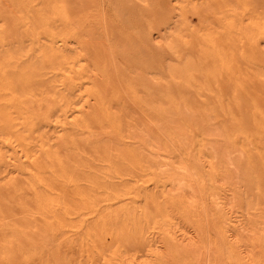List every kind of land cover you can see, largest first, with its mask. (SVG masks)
I'll return each mask as SVG.
<instances>
[{"label":"bare ground","instance_id":"obj_1","mask_svg":"<svg viewBox=\"0 0 264 264\" xmlns=\"http://www.w3.org/2000/svg\"><path fill=\"white\" fill-rule=\"evenodd\" d=\"M192 15L200 23L199 31L203 30L198 32L194 25L196 31L193 27L190 31L193 34L191 37H195L193 40L197 39L196 32L202 34V38L208 34H204V31L211 30L209 37L205 36L206 40L211 41L216 36L210 38V35L224 31L223 34L229 39L230 33L234 36L237 33L238 37L247 36L252 40L254 36L255 39H263H260V43L264 42V0H0V189H5L8 194V197H0L2 264L264 263L259 257H264V192L260 187L262 185H258L260 181L255 183L259 179L258 172L257 180L255 174L251 179L254 154L248 153V146H242V140L240 141L241 137H247L245 127L248 116L243 118L240 113L243 122L241 124L237 119L239 125L236 127L231 123L233 119L236 121V112L235 115L232 114L234 118H229V123L236 130L233 128L235 131H231L233 129L226 120H219L212 110H202L199 103L195 105L183 97H179V101L174 97V102L165 100L167 103L164 98L160 100L162 103H157V98L160 99L164 93V79H167L164 77L163 93L160 96L154 95L157 102L149 101L160 105H156L155 109V105H150L152 113L141 110L140 119L145 125L139 130L148 144L151 141L157 142L162 137L159 142L163 148L161 152L165 153L164 161H168L169 167L161 168L162 166L155 165L141 154L135 146L132 135L137 129V123L130 121L125 131L126 123H122L126 115H122L124 112H121L119 105V109L116 106L117 109H114V105L110 103L114 101L116 91L111 94L109 89L113 90L112 85L120 82V70H128L126 74H129L130 79L127 78V82L135 80L143 85L144 79L146 81L147 76L152 73L148 74L145 68L135 72L145 65L143 63L141 66V62H145L142 59L141 62L138 61L140 63L134 59L133 62H137L134 64L135 68L140 65L135 70L132 62L130 64L133 66H126L125 63L129 61L127 54L133 47L128 51V43L125 42L130 39L124 40V44L123 39L117 36V42L121 40L117 45H123L121 51H128L121 57L123 53L120 50L116 52L119 47L116 46V50L112 47L115 45L116 41L113 40H116V35L122 34L125 29L128 31L129 28L142 26L143 30L138 29L137 32L142 38L153 39L154 42H149L156 46L164 36L172 37V32L174 35L178 33L177 37L175 35L177 39L186 38L187 42L191 40L187 38L191 37L183 34L190 33L188 31L193 25L189 23V18ZM187 22L191 25H188L189 28L185 25ZM210 22L221 23L222 29L217 25L221 31L216 32ZM184 27L189 30L186 31ZM172 29L171 35H167ZM223 34L219 36H224ZM99 35L116 52L111 50L108 54L109 47L106 46V59L90 52L91 42L98 43ZM132 37L131 41H134ZM101 38L99 40H103ZM165 39L163 42L168 45L174 41L172 39L169 43L168 38ZM99 42L104 46V42L103 45L102 41ZM111 42L114 43L112 46ZM254 43L252 44L256 45ZM151 44L146 47L150 48ZM173 46L175 47L174 44ZM154 47L150 50L153 51ZM213 48L215 49L214 45ZM256 48L258 51V45ZM115 54L126 58L127 62L123 60L124 66L132 67L135 73L131 68L118 66L120 63ZM129 55L132 56L130 52ZM193 61L191 60V64ZM149 64L146 63L145 67L148 68ZM178 64L174 70L178 67L180 72L182 69L187 70L185 66H180L189 65L190 62L180 63V66ZM88 65L92 67L88 69ZM193 67L192 72H198L195 65ZM149 68L154 67L150 64ZM129 70L132 71L131 76ZM177 70L174 74L184 77L181 80L189 81L188 77L194 78L192 73L185 78L184 74L181 75L183 70L180 73ZM183 73L186 76L188 74L186 71ZM158 75L148 81L150 85L154 84L151 82ZM171 75L173 74L170 77ZM180 79L177 82L181 86ZM122 80L124 81L123 78ZM185 81L184 83L187 82ZM171 82L173 84L172 80ZM137 83L136 86L139 85ZM126 85L134 88L131 84ZM106 86H110L108 91L112 95L108 99L105 96L108 92ZM198 86L193 85L195 90ZM144 88L143 86L141 91ZM232 90L236 92L235 89ZM119 91L122 92V89ZM145 93H148L147 90ZM150 93V97L154 98V93ZM89 96L93 98L92 102ZM165 96L168 97L167 94ZM144 100L146 99L142 101ZM146 102L148 103L147 100ZM231 102L228 101L229 105ZM200 103L203 104L204 101L201 100ZM138 107L140 108V104ZM229 113L226 114L227 118ZM92 124L103 129L107 127L108 130H102L100 134L94 130L96 125L93 128ZM122 125L127 133L125 136ZM247 127L249 128L248 125ZM92 129L98 134L92 133ZM116 142L118 145H115ZM250 147L256 148L254 145ZM125 156L133 159L129 162L134 163L135 170H143L149 176L151 188L143 185L144 183L143 186L139 183L141 188L137 182H134L135 185L130 182L135 178H128V172L124 168ZM262 157L258 155L259 159ZM128 167L132 170V166ZM140 170L138 171L141 172ZM145 202L151 206V210L146 208ZM172 207L173 210L176 208L177 216L182 221L170 217L168 210ZM175 228L179 230L178 234ZM155 233L157 237L151 235ZM47 236L49 242L44 241ZM159 244L163 246L159 247ZM130 245L134 247L126 249ZM139 246L142 248L137 249Z\"/></svg>","mask_w":264,"mask_h":264},{"label":"rangeland","instance_id":"obj_2","mask_svg":"<svg viewBox=\"0 0 264 264\" xmlns=\"http://www.w3.org/2000/svg\"><path fill=\"white\" fill-rule=\"evenodd\" d=\"M193 18V19H192ZM191 25H193V26H191ZM189 23L187 22V24H185L186 25V27H188L189 28V26H191V28H190V30L188 31V30H186L185 28L186 27H184V29L186 30V31H188V32H190L191 30H192V27L194 28V30H195V26H196V30L198 31V32H200L201 33V31H203V30H201V31H199V29H200V23H199V21H198V19L195 17V16H193L192 15V17L190 16V18H189ZM209 23V22H208ZM197 24H199L198 25V27H197ZM207 24V23H206ZM210 24L211 25H213L214 27H215V29H216V32L218 31H221L220 30V28L222 29V24L221 23H219V24H217V23H213V22H210ZM215 24V25H214ZM189 25V26H188ZM195 25V26H194ZM208 25V24H207ZM206 25V26H207ZM211 25H210V27H211ZM217 25H220V26H218V27H220V28H218L217 27ZM142 27V26H141ZM141 27H139L138 26V28L136 27V28H132V29H128V31H127V29H125L127 32H125V30L123 31V33H125V34H120V35H116V40L114 39L113 40V42L114 41H116L115 42V45H113L112 46V44H114L113 42H111V46L112 47H116V46H118L119 47V45H117V44H119V43H121V40H120V42L118 43L117 42V36H118V38H120V39H123L122 41H123V43H124V40L126 41V40H129V41H126L125 43H128V46H130V47H128L127 45V50L129 51V48L131 49L132 47H133V51L131 50V51H129L130 52V54H132V56L131 55H129V52L127 51V50H122L121 51V46H123L122 44H121V46L119 47V49L116 51V52H118L119 50L121 51V53H123V54H121V57H123L122 55H124V54H127V53H124V52H128V54H127V56H128V62H127V60H126V58H121L120 57V55H118V54H115V55H117L118 57H116L117 58V62H119V63H117V65L118 66H121L122 68H123V66H124V62H125V60H126V62L127 63H125L126 64V66H127V64H130V62H132L133 63V65L135 64L133 61H134V59L136 58H140V60L139 59H135V61H140L141 62V59L143 60V61H145V62H141V66H142V64L143 63H145V65L144 66H142V68L140 69H136V68H138L140 65H138V66H136V68H135V65L137 64V62H136V64L133 66V65H131L130 64V66H133L134 67V70H135V72H137V71H139V70H144L143 68H145L147 71H148V74H149V72H152V73H150L147 77L149 78H147L146 79V81H147V83H146V81H145V79H144V81H143V83L145 84V85H143L142 84V82H138V81H135V80H133V79H131V81L133 80V81H135V85H133L134 84V82L132 83V82H130V80H129V82H127L128 80H127V78L129 77V74H128V76H127V71L128 70H125V71H123V69L122 70H120L119 69V67H118V69L120 70V73H119V75L121 76V73L123 74L121 77L120 76H118V79H119V81L120 82H118L117 80L115 81V82H118V85L113 81V83H115L116 84V86H115V84L114 85H112V88H113V90H111V89H109L110 88V86H106L105 88H107L106 90L108 91V89H109V91L111 92V94H113L114 93V91H116L115 93V96L116 97H114L115 99H114V101H111L110 103L112 104V105H114V109H119V107H121L122 109H121V112H122V110H123V112H124V114H122V115H126L125 117L126 118H124V120H126V119H128V120H126V122L122 119L124 116H122L121 117V120H123V122L124 123H122V124H125L126 123V125H124L125 127L127 126V124L131 121V122H136L137 123V129H136V131H135V133L132 135V137L134 138V144H135V146H137L138 147V149L140 150V152H141V154H143L145 157H147V158H149L151 161H152V163H154L155 165H160V166H162L161 168H168L169 167V165H168V161H164V156H165V153H163V152H161V151H163V148L162 147H160L161 146V144L159 143V142H161V139H162V137L161 138H159L158 139V141L157 142H155V141H151V142H149V144L145 141V139H143V137H141V135H140V133H139V130L143 127V125H145V123H144V121L142 120V119H140L142 116H141V112L143 111H145L146 113H152L153 112V108L155 109V107H156V105H160V104H157V103H162L160 100L161 99H164V101L165 100H167V102H169V101H173L174 102V100L176 99V101H179L178 99H179V97H183V98H185L187 101H192V102H194V104L195 105H197L198 103L199 104H201V109L203 110V108L204 109H207V110H212L214 113H215V115H216V117L217 118H219V120H226L225 122H227L229 125H230V123H229V118H231L233 115L232 114H234L235 112V114L237 115L238 114V118L236 117V115L234 116L235 117V122H238L237 123V125H235V122L233 121L234 119V117H232L231 118V120H232V122L231 123H234V126H238L239 125V121L241 122V124H242V117L243 118H245V116H246V118H247V116H248V122H246V124L249 126V128L247 127V125H246V127L248 128H246L245 127V131H246V133H245V135H247V137L246 136H244V138H246V139H250V137H251V139L248 141H246V139L245 140H243L244 138H242L241 137V135L239 136V138H240V141L242 140V143H243V141H246V142H244V144H242L241 143V145L242 146H248V147H246V151L248 152V153H252V155L254 154V155H256V156H252L253 157V160H255V161H252V167H253V169H252V174H251V179H253L252 177V175L253 174H255L256 176H255V179H256V177H257V175L259 176V177H257V181L255 182V183H257V182H259L260 184H258V185H262V186H260L261 187V189H263V192H264V143H263V140H264V42L263 43H260V42H262L263 41V39L262 38H259V37H257L256 39H255V37L254 36H252V40L254 39L255 41H253L252 42V40H251V37H248L249 38V41L250 42H248V38H247V36H246V38L244 37V36H242L243 38H244V40H245V42H243V38L240 36V37H238V35L239 34H235V36L233 35V34H229L231 37H230V39H229V37L227 36V35H224L223 34V32H222V34L224 35V36H219V35H222V34H219V33H221V32H219V33H217V34H215V35H210V38H212L213 36H216V37H213L212 39H211V41H212V44H211V41H210V39H207L206 40V35L208 36V34H211L210 32H211V28H209V30H210V32H203L204 34L205 33H208V34H203L204 35V37H200L201 35L198 33V32H196V38L198 39H196V40H193V39H195V37L193 38V37H191L193 34H192V32H190L189 34H183V35H186V36H189V37H191V38H187V39H191V40H187V42H186V38L184 39V40H182V38L181 37H178V39L176 38L177 37V35H178V33H177V35H176V37H175V35H174V32H172V34H173V36L172 37H175V38H172L171 36H164V39H162V41H158V43H157V46L155 45V44H151V42H149V40L151 39H149V38H147L146 39V37H144L143 36V38L144 39H146V40H148L147 42H149L148 44H151V47L150 48H152V46L154 47V45L156 46V47H158V49H156L155 47L152 49L153 51H151L150 50V48H148L149 47V45L147 44V42H146V40H145V42H144V39L142 38V35H140V33H138L137 31H138V29H140L139 31H142L143 29H141ZM209 27V25L207 26V28ZM175 28V27H174ZM173 28V29H174ZM219 30H218V29ZM170 29V28H169ZM173 29L172 30H167L168 32H170V31H173ZM183 29V28H182ZM183 29V30H184ZM212 29H213V27H212ZM215 29H213V30H215ZM195 30V31H196ZM208 30V29H207ZM208 30V31H209ZM135 31L138 33H135ZM168 32H166L165 31V33H168ZM179 32V31H178ZM184 33H186L185 31H183ZM213 32V31H212ZM165 33H163L164 35H166ZM181 33V30H180V32H179V34ZM192 34V35H191ZM199 34V35H198ZM212 34H214V33H212ZM225 34H227V33H225ZM121 35H122V37H121ZM128 35H129V37H128ZM139 35V36H138ZM167 35H171V32H170V34H167ZM217 35H218V37H217ZM123 36H124V38H123ZM127 38H126V37ZM133 36V37H132ZM99 37L101 38V35H99ZM131 37H132V40H136V42H134V41H131ZM141 37V38H140ZM168 38V41H169V43H170V41H172V39L174 40L173 42H171L169 45H168V43L166 44V43H164L165 42V38ZM169 37H170V40H169ZM209 37V36H208ZM221 37V38H220ZM223 37H227L226 39L224 38L223 39ZM232 37H235V38H232ZM99 38V39H100ZM134 38V39H133ZM179 38H180V40H179ZM218 38V39H217ZM239 38H240V40H239ZM99 39H97L98 40V43H97V41L96 42H93L94 43V45H96V46H94L93 45V43L91 42V47H89L90 48V52L91 53H97L98 55L100 54L103 58L105 57V55H107L108 56V54H109V52L112 50V48L111 47H109L108 45H107V43H109L108 41H106L107 43H105L104 42V39H103V37L101 38V39H103V40H99ZM177 39V40H176ZM235 39V40H234ZM260 39L262 40V41H260ZM140 40H142V41H140ZM153 40V39H152ZM152 40H150V41H152ZM181 40H182V42H184L185 44H188L187 46L184 44V43H182L181 42ZM209 40V41H208ZM228 40V41H227ZM229 40H231L230 42H229ZM99 41H102V45H103V42L105 43L104 44V46H101V43L99 42ZM119 41V40H118ZM138 41H139V44H138ZM164 41V42H163ZM175 41H177V42H175ZM260 41V42H259ZM132 42V43H131ZM153 42H154V40H153ZM162 42V43H161ZM167 42V41H166ZM207 42V43H206ZM237 42V43H236ZM240 42V43H239ZM243 42V43H242ZM256 43V45H253L252 43ZM258 42V43H257ZM97 43V44H96ZM124 43V44H125ZM131 43V44H130ZM135 43V44H134ZM137 43V44H136ZM160 43V44H159ZM210 43V44H209ZM230 43V44H229ZM254 43V44H255ZM130 44V45H129ZM164 44V45H163ZM168 45V48H167V46L166 45ZM173 44L175 45V47L173 46ZM196 44H197V46H196ZM233 44V45H232ZM239 44V45H238ZM241 44H243V45H241ZM248 44V45H247ZM260 44H262L261 46H260ZM89 45V46H90ZM93 45V46H92ZM100 46V47H98V46ZM110 45V44H109ZM134 45H135V47H134ZM148 45V47H146ZM158 45H161V46H158ZM181 45V46H180ZM210 45V46H209ZM212 45V46H211ZM213 45H214V47H215V49L213 48ZM250 45V46H249ZM258 45V51H257V48H256V46ZM106 46H108L109 47V49H108V51H107V53L108 54H105L104 52H106ZM137 46H139V47H137ZM141 46V47H140ZM143 46V47H142ZM145 46V47H144ZM166 46V47H165ZM172 46L174 47V48H172ZM199 46H201V47H199ZM95 47V48H94ZM101 47H105V49H101ZM169 47H171V48H169ZM137 49V50H139V51H137V50H135V49ZM145 48H147V49H145ZM201 50H200V49ZM255 48V49H254ZM261 48V49H260ZM91 49H94V50H96L97 52H95V51H93V50H91ZM101 49V50H100ZM117 48H115V50H116ZM143 49V50H142ZM197 49V50H196ZM99 50V51H98ZM102 50H103V52H102ZM135 50V51H134ZM141 50V51H140ZM149 50V51H148ZM205 50V51H204ZM113 51V53H116V52H114V49L112 50ZM143 51V52H142ZM170 51V52H169ZM253 51V52H252ZM256 51H257V53H256ZM261 51V52H260ZM136 52V53H135ZM142 52V53H141ZM145 52V53H144ZM154 53V55H153V53ZM156 52V53H155ZM204 52V53H203ZM252 52V53H251ZM255 52V53H254ZM260 52V53H259ZM104 54V56H103V54ZM148 53V54H147ZM140 54V55H139ZM262 54V55H261ZM152 55V56H151ZM157 55V56H156ZM223 57H221V56ZM125 56V55H124ZM161 56V57H160ZM263 56V57H262ZM121 58V59H118V58ZM155 57H157V58H155ZM218 57V58H217ZM259 57V58H258ZM107 57H105L104 59H106ZM186 58L188 59V60H186ZM203 58H205V59H203ZM261 58V59H260ZM125 59V60H124ZM219 59V60H218ZM222 59V60H221ZM122 61V62H120V61ZM123 60H124V62H123ZM158 60V61H157ZM159 60H161L160 62H159ZM184 60H186L185 62L188 64L189 62H190V64L189 65H191V66H189V65H182V64H186L185 62H184ZM190 60V61H189ZM191 60H194L193 61V64H191L192 62H191ZM214 60V61H213ZM153 61V62H152ZM188 61V62H187ZM201 61H202V63H201ZM203 61H205V62H203ZM227 61V62H226ZM233 61V62H232ZM140 62H138V63H140ZM184 62V63H183ZM195 62V63H194ZM196 62H197V66H196ZM198 62H199V64H198ZM224 62V63H223ZM226 62V63H225ZM230 62V63H229ZM146 63H150L151 65H152V67H154L156 70H153L154 68H152V69H150L149 67H150V64L148 65L149 67V69L148 68H146L145 66H147L146 65ZM163 63V65H161ZM182 65V67L179 65ZM217 63V64H216ZM219 63V64H218ZM222 63V64H221ZM235 63V64H234ZM156 64V65H155ZM176 64H178V66H180V68H184V66H185V68L187 69V70H180V72H181V75H185V78L186 77H188V76H191L190 74L192 73V78H193V76H194V78L193 79H191L190 77H188L187 79H190L189 81L188 80H186V79H184V80H181V79H183L182 78V76L180 77L179 76V74H174V72H176L175 70H177L178 69V67H177V69H175L174 70V67L176 66ZM224 64H226V65H224ZM228 64H230V65H228ZM123 65V66H122ZM154 65V66H153ZM165 65V66H164ZM193 65H195V68H197L198 69V72H196V70H195V72L197 73V74H195V72L193 73L192 72V69L194 68L193 67ZM221 65V66H220ZM91 65H88V69L89 68H91L90 67ZM130 66H128V68H131L130 70H132L133 72H134V70L132 69V67H130ZM157 66V67H156ZM168 66H169V69H166V68H168ZM172 66V67H171ZM188 66H189V68H188ZM201 67V68H198V67ZM227 66V67H226ZM229 66H230V68H229ZM235 66H237V68L235 67ZM120 67V68H121ZM164 67H165V69H164ZM193 67V68H192ZM203 67V68H202ZM128 69L127 67H125L124 66V69ZM170 68H172V69H170ZM176 68V67H175ZM191 68V69H190ZM232 68V69H231ZM199 69H202L201 71H199ZM129 70V71H130ZM167 70H169L168 72H169V74H167L166 73V71ZM171 70H174V71H172V72H170ZM179 70V69H178ZM177 70V71H178ZM190 70V71H189ZM194 70V69H193ZM132 71H130V76L132 75ZM162 71V72H161ZM187 72L188 74H187V76H186V74L185 73H183V72ZM190 73H189V72ZM123 72H125V73H123ZM134 72V73H135ZM153 72L155 73V72H157V73H155V74H153ZM163 72H164V74H166V76H163L164 74H163ZM179 72V71H178ZM179 72V73H180ZM129 73V72H128ZM158 73H162L161 74V76H160V74L158 75ZM239 73V74H238ZM94 74H95V72L93 73V77H94ZM125 74V75H124ZM170 74H173V75H171V77H170ZM158 75V78H162V81H163V79H164V77H166L167 79H164V81H165V84L167 85V89H166V85H164L163 83H164V81L162 82L161 81V78L160 79H158V78H156V79H153V81L151 82V84L152 83H154V84H152V85H150V79L151 78H154V77H156ZM235 75L237 76V77H235ZM239 75V76H238ZM127 76V77H126ZM134 76H135V74H134ZM172 78V79H170L169 80V78ZM201 78H200V77ZM92 77V78H93ZM180 79V82L182 81V84H181V86H180V83H178L177 81H179V79ZM122 78L124 79V81L122 80ZM173 78H174V80H173ZM91 79V78H90ZM128 79H130V78H128ZM92 80V79H91ZM157 80V81H156ZM167 80V81H166ZM171 80L173 81V84H172V82H171ZM187 82H186V81ZM149 81V82H148ZM159 81H161V82H159ZM170 83H169V82ZM174 81H176V82H174ZM184 81L186 82V83H184ZM196 83H195V82ZM200 81V82H199ZM124 82H126V84L128 83L129 85L131 84L134 88H129V86L128 85H126ZM138 82V83H137ZM193 82V83H192ZM237 82V83H236ZM112 83V84H113ZM120 83H123V84H120ZM136 83H137V85L138 86H136ZM176 83L178 84V85H176ZM189 83V84H188ZM231 83V84H230ZM142 86H141V85ZM148 84V86H146ZM156 84V85H155ZM162 84V85H161ZM199 85L200 86V88H199V86L196 88V90H195V87H193V85ZM235 84L237 85V86H235ZM239 84V85H238ZM100 85H102V84H100ZM123 85H125L124 87H123ZM130 85V86H131ZM151 86V88H150V86ZM161 87H160V86ZM165 86V88H164V86ZM183 85H185V86H183ZM188 85H190V86H188ZM113 86H115V88H116V90H114V87ZM118 86H119V88H118ZM141 86V87H140ZM143 86L146 88V87H148L147 89H145L144 88V93H145V91L147 90V92L148 93H142L143 91H141L142 90V88H143ZM152 86H154L153 88H152ZM157 86V87H156ZM186 86H188V87H186ZM215 86H217V87H215ZM235 86V87H234ZM239 86V87H238ZM120 87H122V88H120ZM127 87V88H126ZM135 87H136V89H135ZM140 87V88H139ZM156 87V88H155ZM184 87V88H183ZM243 87V88H242ZM102 88H103V85H102ZM123 88H125V89H123ZM160 90H159V89ZM164 88V89H163ZM183 88V89H182ZM188 88V89H187ZM240 88H242L241 90H240ZM104 89V88H103ZM122 89V92H118V90H121ZM150 89H152V90H150ZM157 89V90H156ZM164 90V93H163V90ZM165 89H166V91H165ZM232 89H235L236 90V92H238V93H236L234 90H232ZM148 90H150V91H148ZM153 90H156V91H153ZM160 91V94H159V91ZM162 90V91H161ZM200 90V91H199ZM108 91V92H109ZM158 91V92H157ZM170 91H172V92H170ZM185 91H186V93H185ZM189 91H192V92H189ZM207 91V92H206ZM107 92V93H108ZM110 92L107 94V93H105V96H106V98L108 99V98H110L112 95L110 94ZM113 92V93H112ZM118 92V93H117ZM150 92H152V93H154L153 94V97H154V95H156V96H160L162 93V97L163 96H165V94H167V96L170 98V100H168L169 98L167 97L166 98V96L165 97H161L160 96V99H158L157 98V101H156V96L154 97V98H152V97H150L152 94L150 93ZM165 92H168V93H170V94H168V93H165ZM174 92V93H173ZM198 92H200V93H198ZM225 92V93H224ZM130 93H131V95H130ZM135 93V94H134ZM137 93V94H136ZM157 93V94H156ZM190 93V94H189ZM194 93H195V95L198 97H196L195 95H194ZM207 95H206V94ZM240 93V94H239ZM120 96H119V95ZM150 94V95H149ZM234 94V95H233ZM133 95H134V97H133ZM136 95V96H135ZM142 95V96H141ZM147 95H148V98H146L147 97ZM171 95V96H170ZM187 95V96H186ZM231 95V96H230ZM117 96H118V99H117ZM140 98H139V97ZM211 96V97H210ZM232 96H234V98H235V100L233 99V97ZM238 97V99H237V97ZM120 97H121V99H120ZM144 97V98H143ZM150 97V98H149ZM174 97H175V99H174ZM191 97V98H190ZM208 97V98H207ZM231 97V98H230ZM89 98H91V102L93 101V98L91 97V96H89ZM138 98V99H137ZM172 98V99H171ZM197 98V99H196ZM212 98V99H211ZM213 98H214V100L215 101H213ZM244 98V99H243ZM143 99H146L147 101H148V103L146 102V100H144V101H142ZM230 101L231 102V100H232V102L230 103L231 105H229V103H228V101ZM241 99V100H240ZM116 100V101H115ZM118 100H120V102H118ZM155 100V102H157L156 104H151V102L149 103V101H154ZM200 100V101H199ZM201 100L202 101H204V103L206 104H204V106H202L203 104L202 103H200L201 102ZM245 102V101H247V102H245V103H243V101ZM142 101V103H139V102H141ZM175 101V102H176ZM196 101H198V102H196ZM217 101V102H216ZM234 101H235V103H234ZM240 102V104H239V102ZM143 102H144V104H143ZM146 102V103H145ZM155 102H153V103H155ZM166 101H165V103H167ZM207 102V103H206ZM114 103V104H113ZM137 103H139L140 104V108L138 107L139 106V104H137ZM164 103V102H163ZM209 103V104H208ZM216 103H218V104H216ZM142 104V105H141ZM146 104H148V105H146ZM221 104V105H220ZM234 104V105H233ZM118 105H119V107H118ZM147 106V107H144V106ZM150 105H152V106H154L153 108H151V106ZM162 105V104H161ZM213 105V106H212ZM225 105H227V107H229V108H227V107H225ZM239 105V106H238ZM245 105V106H244ZM249 105V106H248ZM117 108H116V107ZM158 106H157V108H158ZM199 106V105H198ZM215 106V107H214ZM221 106V107H220ZM236 106H238V108H236ZM252 106V107H251ZM214 107V109H212ZM234 107H235V109H234ZM124 108V109H123ZM143 108V109H142ZM151 108V109H150ZM211 108V109H210ZM221 108V109H220ZM231 108V110H229ZM240 108V109H239ZM242 108V109H241ZM126 109V110H125ZM145 109V110H144ZM220 109V110H219ZM234 109V110H233ZM237 109V110H236ZM238 109H239V111H238ZM142 110V111H141ZM215 110V111H214ZM225 110H227V111H225ZM229 110V111H228ZM236 110V111H235ZM127 111V112H126ZM149 111V112H148ZM222 113H221V112ZM231 111V112H230ZM241 111V112H240ZM229 113L228 114V118H227V113ZM233 112V113H232ZM239 112V113H238ZM240 113H242L243 115H242V117L240 116L241 114ZM127 114H128V116H127ZM223 114H225V115H223ZM240 114V115H239ZM133 118V119H135V120H133L130 116ZM220 115V116H219ZM231 115V116H230ZM222 117H225V118H222ZM240 117V118H239ZM129 118H130V120H129ZM132 119V120H131ZM237 119H239V121H237ZM244 122H245V120H244ZM240 124V125H241ZM93 125V128H94V126L96 127V128H94V130L95 131H99V133L101 134V131L102 130H105V129H107L108 130V128L106 127V128H101V127H99V125H97V124H92ZM233 125V124H232ZM232 125H230L231 126V128L233 129H235L236 130V127H232ZM123 126V125H122ZM122 127V129H123V131L125 130V127ZM242 126H245L244 124L242 125ZM92 128V127H91ZM98 128H99V130H98ZM230 128V129H231ZM110 129V128H109ZM231 130V131H235V130ZM251 129V131H249ZM254 129H256V130H254ZM92 131V133H96V134H98L97 132H95V131H93V129L91 130ZM106 131V130H105ZM125 131H127V127H126V130ZM125 131H124V133H125ZM251 132V133H250ZM255 132H257V133H255ZM247 133H249V134H247ZM127 133H125L124 134V136L126 135ZM251 134V135H250ZM254 136H253V135ZM256 134V135H255ZM259 134V138H260V140H259V138L257 137V135ZM256 136V138H258V139H256V138H254ZM253 137V138H252ZM126 140H127V138H126ZM256 140V141H255ZM257 140H259V142L257 141ZM252 142V143H251ZM261 142L263 143V144H261ZM248 143V144H247ZM251 143V144H250ZM125 144V143H124ZM238 144H240L239 143V141H238ZM245 144H247V145H245ZM250 144V145H249ZM256 146V148H254V147H250V146ZM115 145H118V143L116 142L115 143ZM126 145V144H125ZM260 145H262V146H260ZM157 146L158 147H160V148H157ZM258 147V148H257ZM260 148V149H259ZM263 148V149H262ZM251 151H250V150ZM259 150V151H258ZM260 152V153H259ZM257 153V154H256ZM262 155L263 157H262V159H259L258 158V155ZM158 155H160V156H158ZM126 158H125V161H124V164H125V162H126V164L124 165V168H125V171H127L128 172V178L129 177H132V179L133 178H135V179H130L129 178V180H132V181H130V182H133L132 184L133 185H135L134 184V182H137L138 183V185H139V183H141L140 185H142L143 183V185H147V186H149L148 188H151V180H149L150 178H149V176L147 175V174H145L144 173V171H143V173L144 174H142L141 172V170L140 169H138L137 168V170H135L134 168V163L132 162V164L130 163L131 161H133V159L131 158V157H129V159L127 158V156H125ZM255 157H256V159H255ZM261 157V156H260ZM127 159V160H126ZM257 159H259V160H257ZM263 160V161H262ZM130 161V162H129ZM258 161V162H257ZM128 162V163H127ZM163 163H165V165H162ZM128 164V165H127ZM127 165V166H126ZM254 165V166H253ZM255 165H256V167H258V168H256L255 167ZM128 166H132V170H131V168H129ZM128 168V170H127V168ZM251 168V167H250ZM134 169V170H133ZM256 169V170H255ZM258 169V170H257ZM138 170H140L141 172H139ZM256 171V172H255ZM255 172V173H254ZM257 172H258V174H257ZM129 173L131 174L130 176H129ZM132 173H134L133 175H132ZM165 173V172H164ZM169 173L171 174V171H169ZM139 174V175H138ZM165 174H167V173H165ZM141 177V178H140ZM146 177L148 178L147 180H146ZM136 179H137V181H136ZM139 179H141V180H143V182L141 181V180H139ZM140 181V182H139ZM136 183V184H137ZM262 183V184H261ZM139 185V186H140ZM142 185V186H143ZM1 187V186H0ZM141 187V186H140ZM142 188V187H141ZM3 189V188H2ZM2 189H0V193H1V195H0V197L2 196V197H8V194L6 193L7 191L4 189V190H2ZM1 191H3V192H1ZM3 193V194H2ZM5 194V195H4ZM136 205H138V204H136ZM144 205L146 206V208L147 209H149V210H151L150 209V205H148L146 202L144 203ZM175 208V207H174ZM169 211H171L172 213H173V215L171 216V214L172 213H170ZM168 213H169V215H170V217L172 218V217H174V219L173 220H178V221H182L178 216H177V210H176V208L173 210V207L171 208V210L169 209L168 210ZM175 213H176V215H175ZM176 216V217H175ZM177 218V219H176ZM179 218V219H178ZM171 219V221H173ZM174 222V221H173ZM182 225V224H181ZM173 227V225L171 226V228ZM182 228L184 227V226H181ZM170 228V229H171ZM185 229V228H184ZM175 230H176V228H175ZM186 230V229H185ZM177 231V230H176ZM179 233V230L177 231V233L176 234H178ZM151 235H153V236H158L157 235V233H155V234H151ZM151 235H149V236H151ZM161 235V234H160ZM44 241H46V242H49L50 241V239H49V237L47 236V237H44ZM160 246L159 247H162L161 246V244H159ZM131 246V245H130ZM130 246H126V249H132V247H134V245H132L131 246V248H130ZM135 248H136V246H135ZM135 248H133V249H135ZM138 248H142V247H137V249ZM263 256V255H262ZM262 256H259V257H261V259L260 260H263L264 261V257H262ZM259 259V258H258ZM259 262H261L260 264H262L263 262L262 261H259ZM258 263V262H257ZM0 264H2V262H1V259H0ZM259 264V263H258ZM264 264V263H263Z\"/></svg>","mask_w":264,"mask_h":264}]
</instances>
